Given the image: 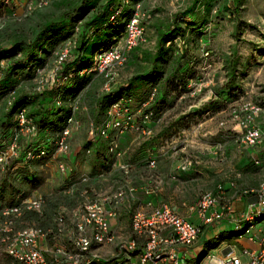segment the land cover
<instances>
[{"label": "crops", "instance_id": "1", "mask_svg": "<svg viewBox=\"0 0 264 264\" xmlns=\"http://www.w3.org/2000/svg\"><path fill=\"white\" fill-rule=\"evenodd\" d=\"M209 35L213 45L211 49L207 46L203 48L205 43L202 41L207 40L202 39L200 46L203 51L195 56L196 66L204 65V61L210 56L211 63L208 64L213 69L215 66L221 67L224 76H221L219 81L220 70H215L209 77L203 79L205 80L202 83L203 94L207 91L212 93L214 100L211 104L194 112L199 116L194 125V144L188 140L184 144L173 147L152 143L148 145L143 170H135L130 166L131 171L129 170L128 174V170L121 169L120 165H124L120 159H114L110 170L104 173L102 172L103 163L99 157L94 159L92 153L87 157L81 153L89 140H81L80 133H77L71 143V152L62 158L65 164L71 167L72 172L68 176H62L56 172L57 156L51 158L48 164L40 166L45 170L44 172L48 170V174L47 176L44 174L38 183L40 189L34 193V197L40 195L44 197L43 214L38 216L33 213L26 214L19 220L16 227L20 229L35 224L45 231L53 229L57 215L60 213L63 215L65 225L62 233L58 234L55 240L60 245L68 247L78 234L76 227L80 218L77 213L79 214L87 203L101 199L105 212L108 214L109 233L115 237V243L101 246L102 254L96 264H130V262H137V254L142 250L144 240L135 238L130 228L131 240H135L136 243L134 255L127 259L117 249L116 242L123 241L122 237L125 236L126 216L130 215L129 225H131L134 212H150L161 205H167L176 215L200 229L191 243L175 246L177 264H214L215 260L226 254L239 258L245 264L257 256L260 251L259 246L245 237L237 238L235 229L239 224L247 223L241 221V216L255 209L256 191L264 183V137L256 146L238 147L235 142L237 127L234 129V121L231 117L232 111L237 109L233 107V101L243 99L252 103L257 98L253 90L248 92L244 90L240 95L239 92L232 90L231 79L225 69L228 56L222 54L223 49L219 46L220 29L211 28ZM194 44L197 46V43ZM186 50L188 51L187 46ZM260 61L258 65H264V58ZM233 81L234 83L238 81L236 76ZM260 93L258 92V99L261 97ZM254 124L264 133L263 114H258ZM217 145L221 146L219 151L215 149ZM159 146L164 147L160 154ZM187 148H193V151L190 150L189 153L193 154L191 160L194 164L182 172L178 170V164L184 157L182 153L187 151ZM93 150L104 152L105 147L97 150L92 145V152ZM150 160L154 162L152 169L148 167ZM255 161L258 163L255 164ZM125 168L128 169L127 166ZM108 184L111 188L104 187ZM216 186L222 187V193L221 201L214 209L223 210V203H227L230 213L217 222L203 224L195 210L196 203L204 191L212 190ZM119 188L130 192L115 204L108 198ZM258 222L261 225V220ZM90 233L91 230L87 229L88 236ZM37 247L45 256L47 264H57L52 260L53 239L51 236L39 238ZM98 247L100 246L92 245L91 250ZM10 261V258L0 255L1 263L9 264ZM157 264L172 263L162 259Z\"/></svg>", "mask_w": 264, "mask_h": 264}, {"label": "built area", "instance_id": "2", "mask_svg": "<svg viewBox=\"0 0 264 264\" xmlns=\"http://www.w3.org/2000/svg\"><path fill=\"white\" fill-rule=\"evenodd\" d=\"M126 3V2H125ZM0 6L10 10L12 6L11 0H0ZM48 4L47 0H38L26 6L28 11L41 8ZM11 11V10H10ZM121 8L115 10L110 17L113 21L119 15ZM12 12V11H11ZM14 12L10 18L16 19ZM139 16L145 17L140 4L135 5L132 14L127 18L124 26V36L122 41L112 42L105 49L96 51L91 60V66L88 71H95L97 74H104L106 78L102 87L103 92H112L111 84L115 81L116 71L122 68L126 62L128 53L145 41V30L140 23ZM141 18V19H143ZM119 44V45H118ZM70 42L58 53L56 58V68L58 65L69 59ZM5 67V61H0V77ZM55 70V68H54ZM85 70H81L79 74H83ZM39 75L41 71L37 72ZM87 73V72H86ZM60 80V82H62ZM114 86V85H113ZM44 87L49 88L50 82L48 77L38 86V89ZM201 91V85L198 84L197 91L191 92L193 97L197 92ZM156 90L151 89L146 98L140 103L132 106L131 99L117 98L112 101L105 113V117L98 124L89 121L87 130L89 140L95 142L98 138H108L110 134L113 139L108 144V153L115 159H121L122 153L118 150L114 137H119L128 132H136L144 137H149L152 131L148 127V123L154 122L160 124L161 119L153 120L152 111L148 110L154 99ZM264 91L261 93L260 100L256 103H245L239 108L232 111V120L234 121V129L237 131L235 136L236 145L240 148L253 147L259 144L264 133L256 127L254 119L258 114L264 115ZM59 104V102H57ZM79 109V105L74 104L71 108V115L65 120L64 128L58 137L51 138L45 145L40 144L35 152L26 150L24 152L25 160H34L46 157V148H53V156H65L71 152V136L81 128V124L74 118V113ZM16 129L7 137L5 148L0 151V170L10 159L16 158L20 152L18 138L24 141H30L36 136V131L31 120L26 116L25 110L19 109L15 114ZM110 137V136H109ZM216 151L221 149L220 145L215 147ZM89 151H86L88 154ZM255 164L258 162L255 161ZM194 162L191 159L183 158L178 164L179 171H186L192 167ZM121 169L127 170L125 166L120 165ZM148 167H154L153 160H150ZM58 174L68 176L72 170L65 164L58 162L56 164ZM130 192V191H129ZM127 190L117 189L108 199L117 204L128 193ZM222 187L216 186L212 190L205 191L196 203L195 210L200 216L203 224H211L221 220L226 214L230 213L227 209V203H223V210L214 209L221 201ZM18 199L20 195L18 194ZM103 201L96 200L87 203L79 215V223H77V237L75 239V248L67 251L62 246H55L52 250V260L58 262V258L62 257L70 264H96L99 257L91 253L92 245H111L115 243V237L109 233V226ZM42 207L41 199H21L19 204L14 203L0 210V255L3 254L10 258L11 264H47L45 256L37 247L39 238L44 237L39 229L32 226L17 228L16 222L20 218L24 210L39 212ZM210 211V212H209ZM209 212V213H208ZM261 220V225L258 222ZM61 223L62 219H58ZM241 221L247 222L245 225L239 224L235 229L237 238H247L249 241L255 242L259 248V254L245 264H262L264 262V183L260 185L256 191L255 209L241 216ZM131 232L135 238L144 240L142 250L137 254V262L130 264H157L162 259L177 264L175 258V246L178 244H189L200 232L198 226H195L180 216L176 215L167 205H161L150 212L136 211L131 218ZM87 229L91 230L90 236L87 235ZM117 249L122 252L127 259L134 255L136 250L135 240L128 242H116ZM214 264H243L241 260L231 254H226L214 261Z\"/></svg>", "mask_w": 264, "mask_h": 264}, {"label": "trees", "instance_id": "3", "mask_svg": "<svg viewBox=\"0 0 264 264\" xmlns=\"http://www.w3.org/2000/svg\"><path fill=\"white\" fill-rule=\"evenodd\" d=\"M71 2H73L71 6H76L74 9L70 8V6V9L68 8L70 12L64 13L60 17L58 16L52 20L44 19L33 25L23 26L21 28H18V26L15 29L18 31V35L21 34V36L25 37H22L20 40V37L16 35L13 39H10V41H4L6 42L5 44H0V61H5V67L0 77V137H2L0 151L5 148L7 137H9L17 127L15 114L19 109L23 108L25 110L26 116L31 120L36 131V136L30 141H24L22 138H18V145L20 147L19 154L16 158L10 159L1 170L4 171V177L1 178L2 181H0V210L14 203L19 204L21 199L28 198L23 189L25 182L23 183L24 185L20 187L12 185L8 187L9 185H7L6 180L11 179L14 182H18V184L21 183L22 180L29 181L31 182L30 184L39 182L37 176L31 172L33 167L35 168V166L32 165L37 164V167L45 165L54 157L52 155L53 148L47 147L46 157L34 160H25L24 152L26 150L35 152L40 144L45 145L51 138L58 137L64 128V121L72 113L71 108L74 104L80 105L87 97H90V94H93L95 100L93 99L94 104L91 110L93 117L90 121L94 124H98L105 117L109 104L115 99H131V105L134 106L144 100L151 89H155L156 93L148 110L152 111L153 120L160 118L162 123L163 109L168 105L161 101V99L165 98V92L170 90V88L180 87L181 82L184 83V86L186 84V78H179V83H174V81L178 79L176 74L180 70V68L176 66H193L191 58L186 57L187 50L184 41L181 42V47L177 46V49L173 51L170 50L166 43L170 30H167L164 33L163 43L160 49H158L159 52H157L154 60V71H152L153 78L141 98L134 101L132 95L128 91H116V82L111 84L115 91L103 92L102 87L106 81V78L103 77L104 74L100 75L95 71H88L94 53L102 49L105 45L99 44L98 42L101 38H107L110 44L113 38V31L118 27L117 25L120 24L119 18L123 20L129 17L135 5L140 4V7H142L144 1L91 0L89 1L90 4H88L87 0H71ZM118 8H121L119 15L115 17L113 21H110V17ZM39 9L43 10L45 6ZM147 19L148 18H146V21ZM125 23L117 29L123 28ZM141 24L145 25V21ZM183 32L184 29L177 30L178 35H181ZM192 33L197 36H195L196 38L194 39L195 43H202V39L206 40V32L199 29ZM67 42L71 43L69 48L70 57L68 60L61 62L58 68H56L57 55L65 47ZM206 42L207 41H204L205 44ZM138 46L132 49L128 55ZM128 55L126 62L129 57ZM231 61L232 60L227 61L228 63L226 62L225 69H227L228 76L231 79L230 82L233 84L235 68ZM167 66L170 68L165 70ZM81 70H85V72L80 75L79 72ZM38 71H41L40 75L37 73ZM165 72L173 76V79L169 82L165 81ZM46 77H48L50 87L38 89V86L44 82ZM62 79L63 81L60 82ZM57 102H59V104H57ZM77 114L78 112L74 113V118L76 120H78ZM149 124L151 125L149 126ZM149 124L148 127L151 131L157 125L154 122H150ZM74 135L75 133L72 134L70 141ZM109 136L106 139L98 138L95 142H91L88 139L87 145H84L85 147L81 152L86 157L90 156L91 153L94 159L99 157L103 163V165L102 163L101 165L103 166L102 172L104 173L110 170V166L114 161V158L108 153V144L111 139H113L112 134ZM114 138L116 141L117 137ZM91 143H95L92 144L94 149L96 148L98 150L99 148L103 149L105 147V151L93 150L92 152ZM117 148L121 152L118 144ZM86 151H89V153L86 154ZM61 157L62 156H57L56 160L58 161ZM106 162H108L107 166ZM122 164L127 166L124 163ZM20 174L23 175L22 179L20 178ZM20 179L21 181H19ZM18 194L20 195L19 199L17 197ZM30 199H41V210L39 212L24 210L16 222V226L19 220L26 214L33 213L37 216L43 214L44 197L40 195ZM58 219H62V222L60 223ZM63 223V215L59 213L54 228L48 229L49 231H45L35 224L30 226L44 233V238L51 236L53 239V248L55 246H62L67 251H72L75 248L74 242L76 237L68 247L60 245L59 242L55 240L58 234L62 233L61 231L65 225ZM57 261V264H68L62 257H59ZM11 263L10 261L9 264ZM0 264H5V262H0Z\"/></svg>", "mask_w": 264, "mask_h": 264}, {"label": "rangeland", "instance_id": "4", "mask_svg": "<svg viewBox=\"0 0 264 264\" xmlns=\"http://www.w3.org/2000/svg\"><path fill=\"white\" fill-rule=\"evenodd\" d=\"M11 1L12 6L10 10L14 12L16 19L10 18L12 12L8 8L0 6V44H5L6 42L4 41H10V39H13L16 35L20 37V40L22 37H25L21 36V34H19L20 36L18 35V31L15 30L18 26V28H21L23 26L33 25L44 19L52 20L58 16L60 17L64 13L70 12L68 8L71 6V3H73L71 0H47L48 5L47 7L45 6V9L41 10L36 8V10L32 9L28 11L26 6L38 0ZM89 1L91 0H87L88 4H90ZM143 1L141 8L145 17L139 16V19L140 23L145 21V25H143L145 30V41L140 43V45L128 55L129 57L125 66L117 69L114 81L118 86H116V91H128L132 95L134 101L142 97L153 78L152 71H154V60L157 52H159L158 49H160L163 43L164 33L167 30H170V34L167 37L168 40L166 41L170 50L173 51L179 46L181 47V42L184 41V44L188 47L186 57L191 58L193 66H176L180 68V70L176 74L178 79L175 78L176 80L174 79V83H179V78H186V84L184 86V83L181 82L180 87H169L170 90L165 92V98L161 99V101L168 105L163 109V121L152 129V134L149 137L140 136L136 132L117 137L116 141L122 153L120 162L127 165L128 174L130 173V166L135 170L139 169L141 171L144 169L147 148L148 145H152V143H159L161 145L167 144L169 147H173L184 144L188 140L192 141V144H194V125L199 116L194 112H190V109L196 107L202 98H209L210 95H212V93L208 91L203 94L202 83L205 82L203 79L207 76L209 77L215 70H220L218 76L219 81L221 80V76H224L223 72H221V67L215 66L213 69L212 66L208 64L209 62L211 63L210 56L208 58H206L207 56L205 57L207 60L204 61V65L196 66V54L200 55L199 52L203 51V48L207 46L211 49L213 45L210 40L211 35H209L211 28L218 27L220 29L219 46L223 49L222 54L224 53L225 56H228L226 61L232 60L231 62L234 64L235 76L238 81L231 84L232 90L234 92H239V95L242 94L244 90L246 92H248V90H253L257 99L259 97L258 92L262 93V91H264V79H262V75H264V65H258L261 62L260 60L264 58V0ZM75 6H71L70 8L74 9ZM127 18L129 17L123 20L119 18L120 24L117 26L120 27L123 25ZM146 18H148L147 21ZM117 28L113 31L112 40L114 39L115 43L120 44L124 36V26L123 28ZM179 29H184L181 35L177 34V30ZM199 29L207 33L205 36L207 43L203 45V48L200 46L201 43L197 42V46L194 44V39L197 36L192 32L198 31ZM98 43L105 44L102 49L107 48L109 45L107 38H101ZM194 47H197L196 50ZM168 68L170 67H165V70ZM165 76V81L169 82L173 79V76L166 72ZM199 83L201 85V91L191 97V92L197 91ZM113 91L115 90L113 89ZM92 97L93 94H90V97H87L83 102L84 104L80 103L77 111V119L81 124V128L76 131L75 134L80 133L79 136L81 140L89 139L87 124L92 120L93 114L91 110L94 104L93 99L95 100V97ZM257 99H254L252 103H256L260 98ZM213 100L214 98L212 97V101ZM235 101H233L232 104L233 107L237 108L245 103H251L243 101V99L237 102ZM209 104L211 103L206 105ZM75 137L76 136L72 137L71 143ZM1 140L2 137H0V143ZM158 148L159 154L162 153L164 147L159 146ZM186 150L187 151L182 153L184 156L183 158L192 159L193 154L189 152L190 150L193 151V148H187ZM68 155L69 154L62 156L58 161L56 160L55 168L58 162L65 164L62 158ZM49 162L50 160L46 164ZM32 166H35V168L33 167L31 172L37 176L38 180L40 179L39 182L42 180L44 174L47 176L48 170L44 172L45 170L41 169L39 166L37 167V164H33ZM66 166L70 167L68 165ZM3 172L4 171L0 170V181H2L1 178L4 177ZM20 178H23L22 174H20ZM21 179L19 181H21ZM24 182L25 185L23 184ZM6 183L9 185L8 187H11V185L18 187L24 185V193L29 199L35 198L34 193L38 192L40 189L37 183L34 184L32 182L33 185L30 184L31 182L25 180H22L21 183L18 184V182L8 179ZM99 187H102V185H99ZM104 187L111 188L110 184ZM129 217L130 215L126 216L125 236L122 237L123 241L121 242H128V240H131ZM101 249V246L94 248L91 253L95 254L100 259V254H102Z\"/></svg>", "mask_w": 264, "mask_h": 264}, {"label": "water", "instance_id": "5", "mask_svg": "<svg viewBox=\"0 0 264 264\" xmlns=\"http://www.w3.org/2000/svg\"><path fill=\"white\" fill-rule=\"evenodd\" d=\"M212 97H213V96L210 95L209 98H204V99L200 100L196 107L190 109V112H196V111H198L200 108H202L203 106H205L206 104L211 103V102H212ZM237 129H238V128H237Z\"/></svg>", "mask_w": 264, "mask_h": 264}, {"label": "bare ground", "instance_id": "6", "mask_svg": "<svg viewBox=\"0 0 264 264\" xmlns=\"http://www.w3.org/2000/svg\"><path fill=\"white\" fill-rule=\"evenodd\" d=\"M65 122V121H64Z\"/></svg>", "mask_w": 264, "mask_h": 264}]
</instances>
